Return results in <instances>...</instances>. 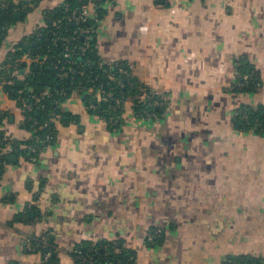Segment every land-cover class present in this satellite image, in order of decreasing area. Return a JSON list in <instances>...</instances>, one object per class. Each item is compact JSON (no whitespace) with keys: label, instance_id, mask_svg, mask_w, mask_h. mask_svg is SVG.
I'll return each mask as SVG.
<instances>
[{"label":"crops","instance_id":"obj_1","mask_svg":"<svg viewBox=\"0 0 264 264\" xmlns=\"http://www.w3.org/2000/svg\"><path fill=\"white\" fill-rule=\"evenodd\" d=\"M64 1L31 5L0 44V106L7 111L0 131L6 144L22 143L19 151L7 148L9 161L0 163V264H42L22 235L45 231L68 250L121 240L137 264L264 259V136L234 125L241 106L264 105V0L104 2L94 38L99 57L128 64L140 83L168 96L166 112L139 120L129 100L123 127L110 130L74 93L59 107L77 121L58 118L54 143L33 159L21 151L33 134L4 76L12 72L10 53ZM22 61L27 70L17 82L31 64ZM239 61L260 75L257 91H235ZM20 214L27 217L19 221ZM154 229L163 234L153 241ZM55 264L76 261L62 252Z\"/></svg>","mask_w":264,"mask_h":264},{"label":"trees","instance_id":"obj_2","mask_svg":"<svg viewBox=\"0 0 264 264\" xmlns=\"http://www.w3.org/2000/svg\"><path fill=\"white\" fill-rule=\"evenodd\" d=\"M39 0H0V44L7 29L16 21L18 14H25L30 9L31 5H36ZM104 2V0H103ZM102 2V3H103ZM81 0H65L64 3L56 9L50 11L47 15V22L44 29H41L38 33L20 43L9 55L8 64L14 65L18 68V71L27 70V64L22 61L23 57H29L32 59L38 58L39 62H33L29 66V72L25 74L24 82L19 85L15 78H11V73L5 72V76L8 80H13L12 85H6V92L16 100L19 106L22 105V101L32 106V109L27 112L24 127L28 129L33 138L29 142L25 143L26 146L33 148L34 150L22 149V153L29 158H36L38 152L43 150L48 145L54 143L56 139L57 129L53 124L48 128L43 129L42 125L46 122L52 123L53 116L58 115L60 119L66 124L72 121H77V116L71 113H62L60 110V103L68 98L72 91L76 88V85L81 82L82 86L89 87L94 84L95 90L91 93L87 92L84 95V100L88 106L94 105L95 109L92 113L104 119L108 124L110 130H119L123 127V107L132 97L136 94H141L142 91L138 89L142 84L132 74L130 66L126 63H118L114 65H107L100 63L101 58L95 47V33L93 38L88 40L90 48L86 52V57H75L73 64H68L63 61V51L66 44L62 41H56L57 28L53 25L54 21L63 19L68 16L72 11L79 8ZM99 14V13H98ZM90 18L88 21L81 23L79 27L87 29L89 27L97 28V18ZM78 25H73L66 22V27L63 29L65 32L60 34L71 35ZM87 40L83 36L77 37V42L83 45ZM92 59V63L87 66L85 59ZM70 67L74 69L83 68L84 75L76 73L75 71L63 78L59 74L63 71H67ZM125 69L129 73L123 75L119 70ZM239 78L235 87V91L241 93L254 92L261 87V77L256 70L249 67L248 63L244 61L238 62ZM258 74V75H257ZM248 76V83L244 86L240 85L243 82V78ZM94 80V82L92 81ZM122 81V86L119 82ZM147 86V85H145ZM148 88V92L152 93ZM66 93L68 96H62L60 93ZM101 92L105 96H110L107 101L97 103L94 99L97 92ZM47 93V94H45ZM39 98L40 101H35ZM153 99H159V96H154ZM133 101V100H132ZM167 104L162 106H155L153 102L147 100L146 102H134L133 110L137 119H160L166 112ZM7 117V113L0 114V125L4 118ZM39 125H37V123ZM234 125L236 129L243 132H255L260 136H264V105H260L256 108L243 105L234 115ZM47 132H51L54 139L49 141L46 137ZM18 143V142H17ZM15 144V143H14ZM18 143L15 146L16 151L19 148ZM5 146V140L3 134L0 131V151ZM19 151V150H18ZM9 161L8 156L0 157V163ZM2 166V164L0 165ZM27 215L20 214L17 220L22 221ZM162 229H154L151 231V237L155 235V231ZM48 239L51 244H57L53 235L49 232ZM154 241V240H153ZM38 241H36L37 243ZM24 245V243H23ZM74 248L80 249L82 253L88 254L95 259L98 264H108L110 262H118L121 264H134L131 257H137L136 252L132 249L126 248L123 241H101V242H89L75 246ZM29 253V252H28ZM58 256V255H57ZM50 258L48 264H55L56 257ZM76 264H90L85 262L81 257L73 255ZM223 264H264V259L260 257H253L248 255L229 256Z\"/></svg>","mask_w":264,"mask_h":264},{"label":"built area","instance_id":"obj_3","mask_svg":"<svg viewBox=\"0 0 264 264\" xmlns=\"http://www.w3.org/2000/svg\"><path fill=\"white\" fill-rule=\"evenodd\" d=\"M82 3L80 4L79 8L72 11L68 16L65 17V20L63 21V19L57 20L53 22V25L58 29L57 30V37H56V41H62L66 44V47L63 51V61L65 63L68 64H73L75 57H86V52L88 50V48H90V43L88 40H91L93 38V34L96 32L95 27H89L87 29H84L82 27H79V25H81V23H84L86 21H88L91 17L95 18L98 16V11H99V7L104 3L107 2L108 0H81ZM103 2V3H102ZM66 22L67 23H71L73 25H78L79 28H77L71 35H66V34H60V32H65L63 29L66 27ZM83 36L84 39H86L87 41L83 43V45L78 44L77 42V37ZM94 49H96V47H94ZM29 60L31 61V63L33 62H39L40 60L38 58L32 59L29 58ZM86 61V65L89 66L92 63V59L88 58L85 59ZM101 65L104 64L103 61H100ZM12 69V73H11V78H15L16 80V75L19 74L18 68L14 65L10 66ZM79 73V74H83L84 75V71L83 68L81 67L80 69H74L73 67H70L67 71H63L59 74V76L61 78L73 73V72ZM29 72V69H28ZM27 72V73H28ZM119 72L123 75H128L129 73L127 72V70H123L120 68ZM258 75V74H257ZM94 82V80H92ZM13 80H5L4 84L5 85H12ZM248 83V76H245L243 78V82L240 83V85L244 86L245 84ZM119 84L122 86V81L119 82ZM95 85L92 84L89 87H84L82 86V83L79 82L76 85V88L72 91V94L74 93H80L81 96L84 98V95L89 92L91 93L93 90H95ZM148 86H145L144 84H140L138 89L140 91H142L141 94H136L132 97V103L134 104V102L138 101L140 102H146L147 100H150L151 102H153V104L155 106H162L165 104H168V96L164 95V94H160V93H154V91L150 90L152 93L148 92ZM47 94V93H45ZM60 95L62 96H67L66 93H64V91L62 93H60ZM159 96V99H153L154 96ZM112 97V95L109 94V96H105L103 95L100 91L97 92L95 94V101L97 103L103 102V101H107L109 99V97ZM68 97V96H67ZM70 97V96H69ZM35 101L39 102L40 99L36 98ZM91 109H95L96 106L94 105H90L89 106ZM22 111H23V115H24V119L26 120V114L28 111H30L32 109V106L30 104H27L25 101H22V105H21ZM7 111H4L3 109H1L0 106V114H4ZM58 115L53 116L51 119L52 123L46 122L42 125L43 129L48 128L51 124H53V126H55L56 128V123L58 121ZM148 119V118H146ZM37 125H39L38 122H36ZM46 137L49 141H52L54 139V136H52L51 132H47ZM13 144L11 143H7L5 142V146L1 149L0 151V157L2 158L4 155H8L9 148L12 149ZM8 148V149H7ZM26 150H31L33 151L34 149L31 147L26 146ZM34 159V158H33ZM49 232L45 231L44 233H41L39 235H22V241L24 243V247L26 248V250L33 254V255H38L41 259V263L42 264H48L49 260L51 257L53 256H57L62 252H70L72 255H76L81 257L85 262H88L90 264H98L96 263L95 259H93L92 257H90L87 253L83 254L82 251L80 249L77 248H72L71 250H68L67 248H63L58 244H51L49 242L48 239V234ZM161 231L160 230H156V232L154 234H160ZM152 238V237H151ZM36 241H38L36 243ZM131 260L134 262V264H137V257H131ZM108 264H121L118 262H110Z\"/></svg>","mask_w":264,"mask_h":264},{"label":"water","instance_id":"obj_4","mask_svg":"<svg viewBox=\"0 0 264 264\" xmlns=\"http://www.w3.org/2000/svg\"><path fill=\"white\" fill-rule=\"evenodd\" d=\"M19 16H20V15H19ZM18 84H19V85H22V84H23V82H22V81H18ZM34 214H35L34 212H31V213H30L31 217H33V216H34Z\"/></svg>","mask_w":264,"mask_h":264}]
</instances>
